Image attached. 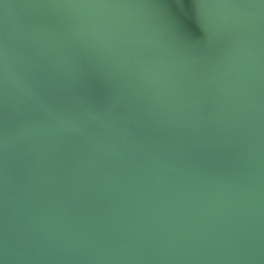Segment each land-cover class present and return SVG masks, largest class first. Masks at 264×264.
I'll return each instance as SVG.
<instances>
[{
    "label": "water",
    "instance_id": "1",
    "mask_svg": "<svg viewBox=\"0 0 264 264\" xmlns=\"http://www.w3.org/2000/svg\"><path fill=\"white\" fill-rule=\"evenodd\" d=\"M0 264H264V0H0Z\"/></svg>",
    "mask_w": 264,
    "mask_h": 264
}]
</instances>
